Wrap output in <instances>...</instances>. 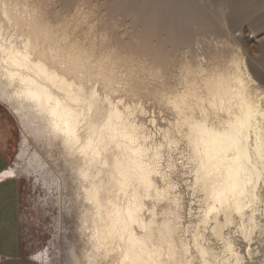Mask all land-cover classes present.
Masks as SVG:
<instances>
[{
  "label": "snow or ice",
  "instance_id": "snow-or-ice-1",
  "mask_svg": "<svg viewBox=\"0 0 264 264\" xmlns=\"http://www.w3.org/2000/svg\"><path fill=\"white\" fill-rule=\"evenodd\" d=\"M7 7L3 5L8 32L0 27V52L13 51V56L4 61L8 65L3 69L6 78L12 82L19 79L27 86L17 95L25 96L45 117L49 137L61 143L64 157L74 165H83L72 168L81 179H88L84 169L90 164L103 163L108 168L103 158L112 160L109 195L117 201L123 197L126 205L123 211L116 208L110 213V224L105 229L106 242L110 241L107 247L111 249L108 255L117 253L121 257L115 264H210V252L202 246L200 235L201 231H209V217L215 225L210 231L216 245L231 254L234 264H243V260L233 250L232 236L243 248L259 229V240L264 244V66L258 69V82H250L234 58L236 70L231 82L236 87L222 91V77L215 71L205 75L199 67V45L193 37L179 49H165L146 57L162 55L166 59L167 75L154 71L153 82L167 81L169 87L157 92L155 103L163 110L145 112L138 97L146 89L127 73L118 74V61H113L111 54L115 49L92 63L93 58L77 49L76 44L68 47L69 37L60 35L59 24L42 15L47 5L36 8L44 31L34 42L31 24L16 22L13 31L14 21L8 19ZM52 7L71 13V19L79 18L81 22L94 18L97 12L95 4L75 0H63L61 5ZM59 15L56 13L53 19ZM17 43L20 51H15ZM25 67L29 73L35 71L41 81L55 82L52 90L31 77L20 76L17 69ZM9 68L13 69L11 73ZM177 79L182 91L171 87ZM147 102L154 105L151 98ZM140 119L144 123H138ZM52 167L55 169V164ZM9 174L14 177L17 173ZM23 174L33 192L41 190L45 201L54 209L59 208L54 219L62 231L64 223L71 222L68 200L70 185L76 181L65 180L58 171L59 182L52 177L51 184H42L39 173ZM154 179L164 185L163 191L153 183ZM173 180L180 181L178 188ZM83 191L87 193L88 189ZM178 191L184 192L183 209ZM89 202L99 203L92 196ZM158 206L171 209L161 211L159 223L155 212ZM191 208H198L205 227L193 230L189 225L187 231L181 227L178 214L183 211L187 222L193 215ZM144 216L148 217L147 222ZM178 233L180 249L174 240ZM98 236L99 232H94L90 242L97 241ZM93 246L97 252L104 247L95 243ZM63 247L64 251L59 252L52 245L49 264H97V257L91 253L85 262L71 246ZM47 255L46 251L41 252L34 261ZM187 257L191 259L185 260ZM211 264H217V260L212 259Z\"/></svg>",
  "mask_w": 264,
  "mask_h": 264
},
{
  "label": "bare ground",
  "instance_id": "bare-ground-1",
  "mask_svg": "<svg viewBox=\"0 0 264 264\" xmlns=\"http://www.w3.org/2000/svg\"><path fill=\"white\" fill-rule=\"evenodd\" d=\"M205 1L207 0H204V2L200 0H118V10H122L124 15L129 17L134 27L133 31L130 33V40L126 41L121 39L119 40L118 45L112 44L117 22L109 20L108 18V20L104 23L101 21L107 31L99 32V26L101 23H91V18H87L86 22H81L79 18H77L76 20L65 19L59 23H53L47 11L42 13V15L48 16L49 21L53 24H59L60 27L57 28V31L60 35L64 36L67 34L69 37L68 47L70 48L72 44H76L77 49L81 52H86L88 56L93 58L92 63H96V61L100 60L103 56L109 55L112 49H115V53L111 54L113 61H118V74L127 73L130 78L143 85L146 92L144 95H140L138 100L143 104L144 111L148 112L146 105L141 99L151 98L154 101V105H158L155 103L157 92H164L169 85L167 81L153 82L154 71L164 72L167 75L165 72L167 67L166 59L162 55H154L152 59H147L146 57L150 54L162 53L165 49H179L193 37H195L198 41V35L205 36V38L203 39L202 47V55H204V59L200 57L203 63H200V58H197V63L204 71L205 75L215 71L222 77V91H227L229 87H236L235 83L231 82L233 74L236 70L233 63L234 58L240 64L241 71L244 73L247 80L250 82H257L248 65L244 61L245 59H241L237 55V52L235 55L233 50L232 53L234 56L227 59L228 55H226L227 57L225 56L223 48L219 45V41H214L210 37L213 34L218 35L223 31V22L229 16L245 14V12H247V10L257 1L221 0L218 4L221 8V12L219 14L211 12L205 4ZM210 1L217 2L218 0ZM4 4H7L8 6V19L14 21L12 25L13 31H16V22H19L22 25L25 23L31 24V34L33 36V41L35 42L36 37L44 31L43 21L36 15L37 6L45 5L44 0H38L37 2L35 0H0V27H2L5 33H7L8 24L3 15ZM104 5L105 4H103V6ZM99 7L97 9H99ZM94 20H96L97 23V16L96 19H93L92 21ZM82 33L84 35H82ZM19 34L22 33L17 32V35ZM206 36L210 38H206ZM14 43L16 42L14 41ZM41 43H43L42 37ZM5 47L7 48V46ZM15 51H20L18 43ZM226 54H228V52ZM12 56V50H8L7 53L0 52V100L6 103L13 110V112H15L21 125L23 126L25 137L23 141V148L20 150L18 156L19 159H26L27 166L25 167V171L30 172L31 169L37 170L45 168L46 163L42 160V156L37 150L27 153L26 145L29 140V135H32L36 140L46 139V143L48 145H58L61 148L62 145L59 141L49 137L48 124L45 117L35 110L34 106L25 96L17 95L18 92L26 91L27 86L21 84L19 79L12 82L6 78V74L3 69L8 67V65H6L4 61L9 60ZM189 59H191V57ZM33 63H35V61H33ZM193 66L196 67L195 64ZM12 70V68H9V73H11ZM17 71L20 73V76L25 78L31 77V79L37 84H42L43 87L48 88L49 90H52L54 86L55 82L49 83L41 81L35 74V71L29 73L26 67L17 69ZM176 81L178 82L177 84H181L179 79ZM196 83L203 87L200 80H197ZM9 85L11 86L9 87ZM171 87L178 88L181 91L183 90L181 87L174 85L173 83L171 84ZM256 102L257 104H260L259 100ZM261 106L264 107V105ZM138 123H144V120L140 119L138 120ZM62 154L64 155V151H62ZM103 159L109 167L105 168L103 163L90 164L84 169L88 177L87 180L81 179L76 173V179L79 182V195L82 198L83 205L79 227L82 235L86 238L87 247L84 251L85 262L88 259V254L91 253L92 256L97 257V264H115V262L121 259V257L117 253L108 255V253L111 252V249L107 247V243H110V241L106 242L105 229L110 224V213L115 211L116 208H120L121 211H123L126 205L123 204V197L120 198V201H117L112 195H109V169L111 167L112 160L106 156ZM66 160L70 162L73 167H77V169L83 167V165L78 162L74 165L72 160ZM14 164L18 165L16 163ZM13 165L0 173V182L9 178L18 177L20 175L18 166L13 168ZM30 165L31 167H29ZM37 165H39V167H37ZM10 171H16V176H11L9 174ZM153 183L160 187L161 191H163L164 185H162L159 180L154 179ZM172 183L174 186H178V182L176 180H173ZM83 189H88V192L86 193ZM97 192L99 195H96ZM177 195L181 201L182 198L178 192ZM90 196L94 197L95 200L99 201V203L89 202ZM197 199H199V197H197ZM109 201H111V203H109ZM146 207L148 206L146 205ZM170 210L171 209L169 208H162L158 206L155 209L157 222H160L161 211L167 212ZM190 210L193 215L187 222H185L186 219L185 216H183L182 211L178 214L181 227L186 231L189 229V225L192 226L193 230H195L197 226H200L201 228L205 227V225L201 224L203 217L200 216L198 208H191ZM143 219L147 222L148 217L144 216ZM257 219L259 220V217H257ZM211 220L212 218L209 217L206 225L209 231L200 232L203 241L202 246L210 252V264L212 259H216L217 264H234V258H230L231 254H225L222 248L216 245L214 237L210 231L212 227H215ZM220 223H223V221L221 220ZM89 229H91V231H89ZM97 231L99 232L98 240L90 242V236ZM137 235H139V232H137ZM225 235L227 236L228 234L226 233ZM259 237L260 232L259 229H257V231L250 235L249 242L246 244V247L243 248L241 247V242H238L235 236L231 237L233 250L241 257L243 264H260V262H258L260 260L257 261V255L261 251V244L255 246L258 242H254L257 239L259 241ZM174 240L175 247L180 249L181 244L179 233L176 237H174ZM209 241L212 243L208 244L207 242ZM94 243L104 245V247H101L97 252L94 250ZM185 243H187V240H185ZM44 251H46L48 255L46 257H42L40 262L49 264L51 261L49 247L37 250L31 256L34 258L37 254ZM180 259L181 257L178 252L177 260ZM190 259L191 257L185 258V260Z\"/></svg>",
  "mask_w": 264,
  "mask_h": 264
},
{
  "label": "rangeland",
  "instance_id": "rangeland-1",
  "mask_svg": "<svg viewBox=\"0 0 264 264\" xmlns=\"http://www.w3.org/2000/svg\"><path fill=\"white\" fill-rule=\"evenodd\" d=\"M35 1L37 2L38 0ZM200 1L204 2V0ZM220 1L221 0H218L217 2H211L210 0H207L205 1V4L211 12L219 14L221 12V8L218 6ZM256 1L257 2L252 7H250L247 12H245V14L229 16L223 22V31L218 35L213 34L210 37L214 41H219V45L223 48L225 56L228 55V57L226 56L227 59H230L231 56L233 57L236 52L241 59H245L244 61L248 65L252 75L257 81L258 69L259 67L264 66V0ZM75 2H91L96 5V8L100 6L99 9H97V13L100 12L101 14L96 13L98 20L97 23L96 20H94L95 22L92 21L93 19H96V16H94L95 18H91V23L99 24L101 21L104 23L108 19L117 22L112 44L118 45L119 40L121 39L126 41L130 40V33L133 31L134 27L129 17L125 16L122 10H118V0H79V2L78 0H75ZM44 3L48 6L46 11L49 13V17L53 23H59L65 19H71V13H63L60 11L59 7H52L61 5L63 0H44ZM103 4H105L104 6L107 8H105ZM75 11L76 9L73 8L72 12L74 13ZM55 12L60 13V15L58 18L53 19V16L56 15ZM104 31H107V29L101 23L99 26V32ZM82 35L84 34L82 33ZM210 37L206 36V38ZM197 38V43L199 45L197 50L200 53V57L204 59V55H202V47L205 36L198 35ZM227 52L228 54H226ZM177 83L178 82L175 81L173 84L180 87V84ZM141 100H143L144 104L146 105L148 112L154 109L157 111H162L158 105H149L147 102L148 99L142 98ZM0 105L10 116L13 114V117L15 116L14 118H17L19 124V140L15 145L12 165L14 163L18 164L17 166L20 170V175L14 178H18L20 182L21 241L23 250L25 253L31 255V253H34L37 250H40L44 247H49L52 260V245H55L57 251L59 252L64 251V245H69L71 246V249L76 251L77 255L85 261L84 251L87 247L86 238L82 235L79 227L83 205L82 198L79 195V182L76 179V173L72 171L73 166L65 159L64 155L62 154L63 150L61 147L58 145H48L46 143V139L36 140L32 135H29V140L26 145L27 153L37 150L41 154L42 160L46 163L45 168L43 169H31L30 173L33 176L39 173L42 184L45 182L51 184L52 177H55L56 181L59 182L60 176L56 175L58 171L65 180L72 178L76 181L75 184L70 185L71 195L69 196L68 200L69 206L72 207V213L70 214L71 222H65L63 225V230L61 231L57 228V222L54 219L59 215V208L54 209L50 202L45 201L41 190L38 189L37 192H33L29 186V181L23 174L25 167L27 166V161L25 158L18 159L19 152L23 148V141L25 137L23 126L21 125L20 120L15 112H13V110L6 103L0 100ZM49 160L52 161L51 164L49 163ZM52 164H55V169L52 167ZM176 181L178 182V188L180 186V181ZM178 193L182 198L181 207L183 209L185 207L184 192L178 191ZM254 242H258L255 244V246L261 244L260 240L258 241V239ZM260 248L262 252L260 251L257 255V261L260 260L258 262H261L264 259V244H261Z\"/></svg>",
  "mask_w": 264,
  "mask_h": 264
},
{
  "label": "crops",
  "instance_id": "crops-1",
  "mask_svg": "<svg viewBox=\"0 0 264 264\" xmlns=\"http://www.w3.org/2000/svg\"><path fill=\"white\" fill-rule=\"evenodd\" d=\"M14 117L0 105V173L12 165L19 140V124ZM31 255L25 253L21 241L20 182L9 178L0 182V264H45L34 261Z\"/></svg>",
  "mask_w": 264,
  "mask_h": 264
}]
</instances>
